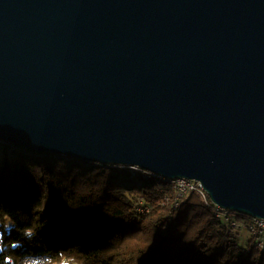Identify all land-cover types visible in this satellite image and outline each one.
Masks as SVG:
<instances>
[{
  "label": "water",
  "instance_id": "1",
  "mask_svg": "<svg viewBox=\"0 0 264 264\" xmlns=\"http://www.w3.org/2000/svg\"><path fill=\"white\" fill-rule=\"evenodd\" d=\"M0 142L264 221V0H0Z\"/></svg>",
  "mask_w": 264,
  "mask_h": 264
},
{
  "label": "trees",
  "instance_id": "2",
  "mask_svg": "<svg viewBox=\"0 0 264 264\" xmlns=\"http://www.w3.org/2000/svg\"><path fill=\"white\" fill-rule=\"evenodd\" d=\"M128 169L0 142V264H264L251 218L217 217L210 201L176 197L174 183L144 171L130 184Z\"/></svg>",
  "mask_w": 264,
  "mask_h": 264
},
{
  "label": "bare ground",
  "instance_id": "3",
  "mask_svg": "<svg viewBox=\"0 0 264 264\" xmlns=\"http://www.w3.org/2000/svg\"><path fill=\"white\" fill-rule=\"evenodd\" d=\"M141 171V170H140ZM151 174V173H150ZM151 175H154V174H151ZM157 179L158 180H161V181H167V182H172L175 184V188L177 190V196L176 197H179V189L177 188V183H187V180L186 179H177V180H174V181H168L158 175H156ZM206 196V194H205ZM207 197V196H206ZM208 202H205V204H207ZM216 208V216L218 217H222L225 219V216H226V219L230 220L233 218V216H231L232 214L234 213H231L229 211H225V210H222L221 211H218L217 210V207L215 206ZM232 226L235 227V228H239V226L236 224V223H232ZM254 228H264V221L260 220V219H252V225L249 229H254ZM255 239H256V245L261 248L263 247L264 245V241H259V236H264V229H258V233H251ZM26 259H35V260H39L42 262V264H46V262H48V260L46 259H43V258H39V257H29V258H25L23 259L19 264H24V261Z\"/></svg>",
  "mask_w": 264,
  "mask_h": 264
},
{
  "label": "built area",
  "instance_id": "4",
  "mask_svg": "<svg viewBox=\"0 0 264 264\" xmlns=\"http://www.w3.org/2000/svg\"><path fill=\"white\" fill-rule=\"evenodd\" d=\"M132 169H135V168H132ZM147 175H151V174L149 173ZM176 185H177V188L179 189V197H181V195L187 193L188 191H193L199 196V198L202 201H204V202H208L209 201V199L205 196V192L199 186L198 183H195L193 181L187 180V183H177ZM217 210L221 211V209L219 207H217ZM231 216H233V214ZM225 219H226V216H225ZM258 229H264V228H254V229H251V232L252 233H258ZM259 241H264V236H259Z\"/></svg>",
  "mask_w": 264,
  "mask_h": 264
},
{
  "label": "rangeland",
  "instance_id": "5",
  "mask_svg": "<svg viewBox=\"0 0 264 264\" xmlns=\"http://www.w3.org/2000/svg\"><path fill=\"white\" fill-rule=\"evenodd\" d=\"M145 173L146 172H144V175H142V176H147V174H145ZM140 174H141L140 169L129 168L127 173H126V176L131 181L130 184H138V181H139L138 175H140ZM120 182H122V181H120ZM122 183H124V182H122ZM237 225L240 226L239 224H237ZM248 238H249V233L244 228H242L241 230H238L237 240L242 247L245 246Z\"/></svg>",
  "mask_w": 264,
  "mask_h": 264
},
{
  "label": "clouds",
  "instance_id": "6",
  "mask_svg": "<svg viewBox=\"0 0 264 264\" xmlns=\"http://www.w3.org/2000/svg\"><path fill=\"white\" fill-rule=\"evenodd\" d=\"M25 235H27L28 237H31L32 232L30 230H28V231H26ZM24 264H42V262L39 260H35V259H26L24 261ZM46 264H50V262H46Z\"/></svg>",
  "mask_w": 264,
  "mask_h": 264
}]
</instances>
